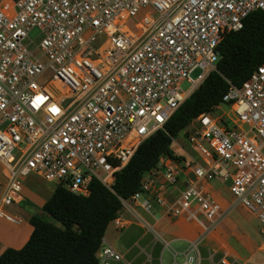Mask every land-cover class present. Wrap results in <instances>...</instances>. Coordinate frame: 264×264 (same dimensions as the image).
<instances>
[{"label":"built area","instance_id":"built-area-1","mask_svg":"<svg viewBox=\"0 0 264 264\" xmlns=\"http://www.w3.org/2000/svg\"><path fill=\"white\" fill-rule=\"evenodd\" d=\"M256 12L264 0H0V220L20 224L7 210L25 201L30 178L82 196L94 179L112 189L217 70L225 36ZM228 84L221 104L186 129L187 159L162 158L122 201L194 223L198 236L175 264H203L202 243L237 208L264 236V64L242 87ZM217 181H231L227 210L206 192ZM97 258L130 264L109 246ZM210 264H230L228 255Z\"/></svg>","mask_w":264,"mask_h":264},{"label":"trees","instance_id":"trees-1","mask_svg":"<svg viewBox=\"0 0 264 264\" xmlns=\"http://www.w3.org/2000/svg\"><path fill=\"white\" fill-rule=\"evenodd\" d=\"M221 60L190 99L165 127L144 142L128 166L117 176L112 189L94 179L89 195H75L58 186L42 211L60 224L42 217L29 220L33 233L20 250L7 249L0 264H99L97 255L112 222L123 209L122 201L141 190L145 175L157 168L162 158L178 160L173 142L202 114L211 113L228 92L230 82L242 87L264 64V13L256 12L239 32L225 36L219 47Z\"/></svg>","mask_w":264,"mask_h":264},{"label":"rangeland","instance_id":"rangeland-1","mask_svg":"<svg viewBox=\"0 0 264 264\" xmlns=\"http://www.w3.org/2000/svg\"><path fill=\"white\" fill-rule=\"evenodd\" d=\"M30 38L33 41V45L37 47L41 41L40 33L33 31ZM192 77L195 79L197 74ZM50 78L49 74L40 83H48ZM188 88V84H184L183 90L186 91ZM222 110L228 111L224 106ZM223 111H220L217 115L220 116ZM185 132L186 130L173 142L175 156L183 160H186L185 151H189L188 145L185 144ZM3 181L4 178L0 169V182ZM210 185L213 188L211 190L213 194L210 195L211 187L209 185L205 186V189L207 188L206 192L221 205L223 210H227L232 204L231 181H217L212 182ZM24 187L27 200L25 199L16 208L25 211L20 215L21 218L25 221V217L29 214L34 216L43 214V220L60 227L59 223L45 214L42 209H39L42 206L41 201H48L57 186L48 184L42 179L35 177L27 180ZM0 188L1 198L4 188L3 186H0ZM214 194L219 197L216 198ZM27 203L31 204L27 205ZM7 212L14 216L10 210H7ZM155 213L152 212L151 214ZM118 220L120 224L109 226L106 238L110 243L115 244L119 252L126 254L131 264L180 263L183 261L181 255L188 248L187 242L185 243L184 241L187 239L192 241L198 234L194 223H191L185 217L180 219H162L160 220L161 222H155L153 218L146 216L138 207L132 205L128 208H123ZM179 226L184 227L185 231L181 235L183 237H172L175 229ZM121 227L123 228L116 231ZM200 251L204 258L203 264H210L211 258L218 263L226 255H228L230 264H264V236L261 233L260 223L252 214H249L244 209L237 208L233 212L226 214L225 220L202 243Z\"/></svg>","mask_w":264,"mask_h":264},{"label":"crops","instance_id":"crops-1","mask_svg":"<svg viewBox=\"0 0 264 264\" xmlns=\"http://www.w3.org/2000/svg\"><path fill=\"white\" fill-rule=\"evenodd\" d=\"M186 144V143H185ZM180 148L182 149L183 151V148L180 146ZM189 148V146H188ZM174 150V149H173ZM175 151V150H174ZM186 152V151H185ZM188 153V152H187ZM187 159V158H186ZM158 167V166H157ZM156 169V168H155ZM148 174V173H147ZM146 174V175H147ZM29 180V179H28ZM27 183V180L25 182V185ZM4 184V181L3 182H0V186H3ZM211 188H210V195L213 194L211 193V190L213 189L212 186L210 184H208ZM4 187V186H3ZM1 189V188H0ZM207 189V188H206ZM24 191H25V188H24ZM215 195V194H214ZM216 198H218L219 196L215 195ZM24 197L25 199L27 200L26 196H25V192H24ZM221 199V198H220ZM47 201L45 200H42L41 201V208H39L40 210L43 208L44 204L46 203ZM29 203H27L28 205ZM31 204V203H30ZM29 204V205H30ZM18 206H15L14 208H11L10 211L13 212V214L17 217H19L21 219V222L19 225H12L10 223H7L5 221H2L0 220V257L2 256V254L7 250V249H15V250H20L22 249L27 243L28 241L30 240V237L33 233V227H31L30 223H29V220L32 216L34 215H27L25 218V221L23 220V218H21V214L24 213L25 211L22 210V209H16ZM124 208V207H123ZM140 209V208H139ZM123 210V209H122ZM142 211V209H140ZM122 212V211H121ZM146 216L150 217L151 219L153 218V220L156 222H161L160 220L162 219H168L166 217H164V209L160 208V207H155V209L152 211V212H156L155 214H147L146 212L142 211ZM38 217H42L43 214L41 215H36ZM159 217V219H157ZM118 220V219H117ZM117 220H115L114 222H112L110 225H114V224H117ZM118 231V229L116 230ZM184 227L182 226H179L177 227V229H175L172 237L174 238H177V237H183L181 235H183L184 233ZM198 231V230H197ZM107 234V233H106ZM196 234V232H195ZM198 236V234H197ZM196 236V238H197ZM195 238V239H196ZM194 239V240H195ZM137 241V240H136ZM135 241V242H136ZM182 241V240H181ZM193 241V240H192ZM192 241H188V239L186 241H184L185 243L187 242V244L189 242H192ZM115 244H112L110 243L107 238H106V235H105V238H104V241H103V244H102V247L104 246H109V247H112L114 249H116V246ZM188 247V246H187ZM117 250V249H116ZM118 251V250H117ZM121 253V252H120ZM123 254V253H122ZM126 258V261L128 263H130L127 259V256L126 254H123ZM204 259V258H203ZM131 264V263H130Z\"/></svg>","mask_w":264,"mask_h":264},{"label":"bare ground","instance_id":"bare-ground-1","mask_svg":"<svg viewBox=\"0 0 264 264\" xmlns=\"http://www.w3.org/2000/svg\"><path fill=\"white\" fill-rule=\"evenodd\" d=\"M111 184H113V181H111Z\"/></svg>","mask_w":264,"mask_h":264}]
</instances>
